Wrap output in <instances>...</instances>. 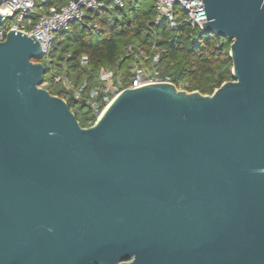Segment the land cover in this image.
<instances>
[{
    "label": "water",
    "instance_id": "water-1",
    "mask_svg": "<svg viewBox=\"0 0 264 264\" xmlns=\"http://www.w3.org/2000/svg\"><path fill=\"white\" fill-rule=\"evenodd\" d=\"M202 4L232 80L125 88L89 127L42 86L32 35L6 33L0 264H264V0Z\"/></svg>",
    "mask_w": 264,
    "mask_h": 264
},
{
    "label": "trees",
    "instance_id": "trees-1",
    "mask_svg": "<svg viewBox=\"0 0 264 264\" xmlns=\"http://www.w3.org/2000/svg\"><path fill=\"white\" fill-rule=\"evenodd\" d=\"M154 1L143 5L138 0L128 3L114 15L104 10L91 12L85 24H72L53 44L50 60L55 74L64 73L76 88L85 83L87 96L93 89L101 88L97 74L102 69L118 73L124 85L129 86V69L134 60L129 47L136 55L142 52L149 58L156 47L161 79H169L175 85L186 83L188 92L211 95L224 82L231 81L230 42L192 27L187 12L177 4L175 27H170L165 19L157 21ZM82 57L87 58L85 66L80 64ZM41 62L47 66L44 59ZM42 86L54 96L65 94L62 85L55 84L49 74ZM67 102L82 127L95 121L91 110L78 107L71 99Z\"/></svg>",
    "mask_w": 264,
    "mask_h": 264
},
{
    "label": "built area",
    "instance_id": "built-area-1",
    "mask_svg": "<svg viewBox=\"0 0 264 264\" xmlns=\"http://www.w3.org/2000/svg\"><path fill=\"white\" fill-rule=\"evenodd\" d=\"M137 0H3L0 6V15L3 25L0 27V41H3L6 33L10 30H17L32 37L39 43L44 62L47 64V74L53 77L55 84H61L65 89L64 100L74 102L80 108L92 111L95 120L101 115L111 100L125 88H137L154 82H171L169 79H161L158 63L159 52L153 47L151 58L142 52L138 55L129 47L128 52L134 60L130 64L129 79L130 85L125 86L121 75L109 70H100L97 74V81L101 88L93 89L88 96L85 95L86 84L82 83L78 88L73 86L67 76L55 74V68L51 64L50 53L53 44L59 34L66 33L72 24H85L89 14L95 11H107L113 15L122 10L128 3H135ZM187 12L192 27L200 28L206 20L203 12L202 0H155L154 8L156 20H167L170 27H175L177 14L174 5ZM95 30H99L96 24L89 22ZM80 64L85 66L87 58L82 57ZM172 83V82H171ZM178 89L186 90V83H178ZM187 91V90H186ZM75 112H79L74 107ZM94 122H90L89 126Z\"/></svg>",
    "mask_w": 264,
    "mask_h": 264
},
{
    "label": "rangeland",
    "instance_id": "rangeland-1",
    "mask_svg": "<svg viewBox=\"0 0 264 264\" xmlns=\"http://www.w3.org/2000/svg\"><path fill=\"white\" fill-rule=\"evenodd\" d=\"M153 2V0H138V3L139 4H144V3H148V4H150V3H152Z\"/></svg>",
    "mask_w": 264,
    "mask_h": 264
},
{
    "label": "bare ground",
    "instance_id": "bare-ground-1",
    "mask_svg": "<svg viewBox=\"0 0 264 264\" xmlns=\"http://www.w3.org/2000/svg\"><path fill=\"white\" fill-rule=\"evenodd\" d=\"M95 121H96V120H95ZM95 121H94V122H95Z\"/></svg>",
    "mask_w": 264,
    "mask_h": 264
}]
</instances>
